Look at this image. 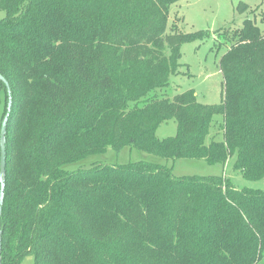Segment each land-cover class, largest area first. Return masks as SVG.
Masks as SVG:
<instances>
[{
  "label": "trees",
  "instance_id": "16d2710c",
  "mask_svg": "<svg viewBox=\"0 0 264 264\" xmlns=\"http://www.w3.org/2000/svg\"><path fill=\"white\" fill-rule=\"evenodd\" d=\"M178 1L0 0L11 96L1 264L28 253L34 264H264L262 189L147 160L68 168L129 146L171 160L233 158L246 179L264 176V32L246 18L231 34L220 102L200 103L192 89L159 96L181 45L208 36L167 30ZM216 115L222 137L207 142ZM169 120L175 134L158 138Z\"/></svg>",
  "mask_w": 264,
  "mask_h": 264
},
{
  "label": "rangeland",
  "instance_id": "374dc122",
  "mask_svg": "<svg viewBox=\"0 0 264 264\" xmlns=\"http://www.w3.org/2000/svg\"><path fill=\"white\" fill-rule=\"evenodd\" d=\"M245 6V9L243 8ZM243 8V9H242ZM243 10V11H242ZM4 12L0 10V17ZM250 18L261 33L264 32V0H179L171 5L167 30L175 22L184 33L207 31L203 40H193L181 45L179 72L171 75L167 87L157 90L159 96L172 98L175 94L192 89L200 103L220 102L223 93V76L220 71V58L230 46V36L242 26L244 19ZM204 33V34H205ZM5 92L0 88V125L5 112ZM222 116L216 115L210 127V138L222 137ZM176 124L169 120L158 126L156 136L164 138L175 134ZM147 160L172 166L175 176L224 175L238 189L251 188L264 190V176L259 179H246L234 168V159L222 163H208L202 158H176L174 160L125 146L120 150L107 147L102 153L91 154L83 160L68 165L70 169L86 168L94 162L123 163ZM19 264H34L33 255L28 253Z\"/></svg>",
  "mask_w": 264,
  "mask_h": 264
},
{
  "label": "water",
  "instance_id": "95a60500",
  "mask_svg": "<svg viewBox=\"0 0 264 264\" xmlns=\"http://www.w3.org/2000/svg\"><path fill=\"white\" fill-rule=\"evenodd\" d=\"M0 81L4 84L8 99H7V106H6V113L2 118L1 125H0V216L2 211V204H3V195H4V173H5V131L7 125V118L11 107V96H10V88L7 80L0 74ZM1 228H0V264H1Z\"/></svg>",
  "mask_w": 264,
  "mask_h": 264
}]
</instances>
